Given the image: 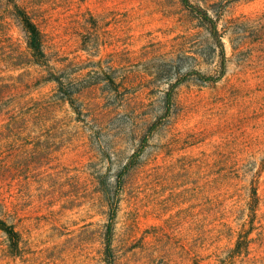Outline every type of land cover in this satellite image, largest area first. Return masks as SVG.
<instances>
[{"label": "rangeland", "instance_id": "obj_1", "mask_svg": "<svg viewBox=\"0 0 264 264\" xmlns=\"http://www.w3.org/2000/svg\"><path fill=\"white\" fill-rule=\"evenodd\" d=\"M193 3L222 76L181 0H0V264H107L112 205L114 264H264V0Z\"/></svg>", "mask_w": 264, "mask_h": 264}, {"label": "trees", "instance_id": "obj_2", "mask_svg": "<svg viewBox=\"0 0 264 264\" xmlns=\"http://www.w3.org/2000/svg\"><path fill=\"white\" fill-rule=\"evenodd\" d=\"M181 1L186 8L196 13L199 16V18H201L209 26L210 33L213 39L215 40L217 50L219 51V56L221 57V69H222L221 76L224 75L226 72V50L222 35L218 28L217 21L212 16H210L207 10H205L199 5L194 4L193 0H181ZM15 10H16V15L20 19L23 30L26 35V44H27L26 52L25 53L21 52V54L24 55L26 54L30 56L32 62L35 64L45 65L47 62H46V53L44 50L45 40H44L43 32L41 31L39 26L35 23V21L32 19V17L28 14V12L18 7L17 5H15ZM199 77L204 81H208V82L217 81V78L207 77L201 73H199ZM57 82L62 85V82L60 80H57ZM173 92H174V88H172L171 92L168 94L167 97L169 104L173 100ZM115 217H116V208L112 205L110 223L107 225V230L105 235L106 238L105 259L107 264H114L112 242H113V234H114ZM0 229L5 232L11 243L14 244V246H18L19 233L16 231V229L13 226L8 225L5 221L0 219Z\"/></svg>", "mask_w": 264, "mask_h": 264}]
</instances>
